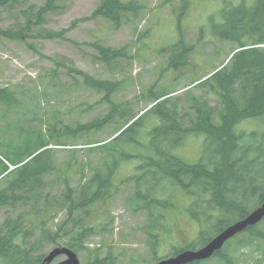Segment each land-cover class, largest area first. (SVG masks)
Here are the masks:
<instances>
[{
	"label": "rangeland",
	"instance_id": "374dc122",
	"mask_svg": "<svg viewBox=\"0 0 264 264\" xmlns=\"http://www.w3.org/2000/svg\"><path fill=\"white\" fill-rule=\"evenodd\" d=\"M48 1L13 0L0 5V190L43 142L49 144L46 149L53 152L60 171L46 178L53 184L52 195L63 192L64 178L77 190L102 164L107 154L101 146L115 137L121 117L99 131L63 133L110 112V105L103 101L105 93L87 88L78 72L118 82L120 88L113 99L129 103L132 115L147 112L154 106L152 97L162 94H169V107L191 111V97L203 99L210 91L197 81L231 67L235 53L252 48L264 36V17L257 15L264 0H186L187 9L183 0H123L137 2L141 11L138 17L129 15L118 28L96 15L104 0H61L58 12L44 15L39 22L36 15ZM240 9L252 12L248 22L254 27L257 23L260 31L237 33ZM29 20L34 25L28 27ZM248 22H244L246 31L250 30ZM180 40L191 52L180 66L168 69L173 57L167 49ZM96 45L122 51L125 57L108 67L100 60ZM208 102L218 104L214 98ZM157 125V116L146 119L147 130ZM53 128L57 135L51 137L49 129ZM263 129L260 119L237 127L238 132L248 133ZM204 142V136H189L176 155L195 165L202 157ZM132 174L131 165H123L117 180L125 181ZM133 191V183H122L119 194L104 207L100 218L107 220V230L94 234L86 249L77 252L81 264H90L95 256H105L110 250L117 264H156L171 257L173 246L167 241L174 244L180 239L186 246L196 237V224L186 218L179 220L175 234L155 254L145 228L146 214H134L127 207ZM27 210L2 208L0 223ZM49 217L42 211L37 222H48L56 231L65 213L54 221ZM54 249L56 246L48 247L45 253ZM65 260L61 256L53 264Z\"/></svg>",
	"mask_w": 264,
	"mask_h": 264
},
{
	"label": "trees",
	"instance_id": "16d2710c",
	"mask_svg": "<svg viewBox=\"0 0 264 264\" xmlns=\"http://www.w3.org/2000/svg\"><path fill=\"white\" fill-rule=\"evenodd\" d=\"M11 1L0 0V5ZM59 1L49 0L37 13V21L58 12ZM182 2L187 9V1ZM243 10L238 11L237 33L252 35L260 31L257 23L254 27L248 22L252 21L248 18L252 12ZM258 10L257 15L264 17V3ZM140 11L141 5L135 1L104 0L96 15L118 28L130 19L129 15L138 17ZM244 22H248L249 31L244 29ZM27 24L34 25L31 20ZM252 46L235 53L231 67L197 81L199 87L210 91L203 99L191 97V111H181L177 105L169 107V94H162L152 97L154 106L147 112L132 115L129 103L113 99L120 88L118 82L78 72L87 88L105 93L103 101L110 105V112L103 119L63 133L99 131L121 117L119 128L115 137L101 146L107 156L100 167L77 190L64 178L63 192L52 195L53 184L46 178L60 171L45 142L15 170L12 180L0 190V209L28 210L0 223V264H41L48 247L84 251L94 234L107 230V220L100 218L104 217L102 211L119 194L124 182L134 184L127 207L134 214H146L145 228L155 254L175 234L179 220L186 218L196 224V237L186 246L180 239L174 244L167 241L173 246L171 257L204 247L260 207L264 203V129L237 131L248 120L260 119L264 126V36ZM96 49L108 67L125 57V53L112 48L96 45ZM167 50L173 57L168 69L180 66L191 52L183 40ZM211 98L218 104L210 105ZM152 115L159 118V125L147 130L146 119ZM49 131L51 137L57 135L54 128ZM189 136L205 138L202 157L195 165L186 164L176 155ZM126 164L131 165L133 174L120 182L117 176ZM42 211L49 214V221L65 213L56 231L48 222H37ZM263 250L264 220L227 242L211 259L193 264H264ZM90 264H117V257L110 250L105 256H95Z\"/></svg>",
	"mask_w": 264,
	"mask_h": 264
},
{
	"label": "water",
	"instance_id": "95a60500",
	"mask_svg": "<svg viewBox=\"0 0 264 264\" xmlns=\"http://www.w3.org/2000/svg\"><path fill=\"white\" fill-rule=\"evenodd\" d=\"M264 220V203L251 212L246 218L229 226L219 235L214 237L208 244L198 250L184 251L159 261L156 264H193L207 261L220 252L227 242L245 232L249 228L259 225ZM64 256L66 260L59 264H81L77 253L69 248H56L52 250L41 264H53L58 258Z\"/></svg>",
	"mask_w": 264,
	"mask_h": 264
}]
</instances>
